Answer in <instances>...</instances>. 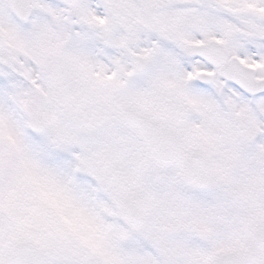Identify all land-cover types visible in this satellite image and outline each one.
I'll return each mask as SVG.
<instances>
[{
	"label": "snow or ice",
	"instance_id": "obj_1",
	"mask_svg": "<svg viewBox=\"0 0 264 264\" xmlns=\"http://www.w3.org/2000/svg\"><path fill=\"white\" fill-rule=\"evenodd\" d=\"M0 264H264V0H0Z\"/></svg>",
	"mask_w": 264,
	"mask_h": 264
}]
</instances>
